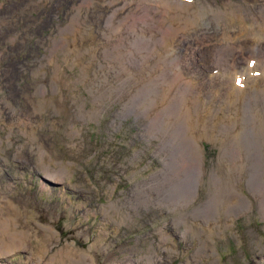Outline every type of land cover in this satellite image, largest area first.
I'll return each mask as SVG.
<instances>
[{
  "label": "rangeland",
  "instance_id": "1",
  "mask_svg": "<svg viewBox=\"0 0 264 264\" xmlns=\"http://www.w3.org/2000/svg\"><path fill=\"white\" fill-rule=\"evenodd\" d=\"M71 1L0 0V189L3 188L4 192L12 195L15 203L25 209L19 219V225L21 229L29 226L32 235L28 248L0 256V264H31L32 260L29 257L33 252L39 256L35 250L37 246H40L39 239L44 237L41 234L45 231L43 226L48 224L61 232V235L56 233L54 238L50 239L52 244L50 254L69 242L76 247L88 249L90 242L100 235L99 225L105 219L98 206L118 198L123 201L125 196H121L123 191L128 192V188L139 185L141 181L149 180L153 173L164 168L162 153L159 150L162 138L155 135L148 136L145 133V127L143 128L148 117L139 115L136 119L137 114L127 112L122 114L123 104L134 92L122 93L119 96L106 93L107 97L104 98L101 93L94 91L93 80H97L98 84L103 81L102 74L99 72L105 71L101 70L100 66L107 63L92 59V46L101 53L113 39H106L103 42L98 37L92 38L90 34L87 36L85 30L91 22L88 20L82 27L70 29L67 34L70 41L68 46L64 44L65 41L59 32L51 35L61 40L64 46L61 45L62 47L59 48L56 45L59 50L56 52L54 61L39 64L38 61L42 56H50L47 49L48 46H52L51 38H48L50 30L60 28L59 31H61L72 25L69 23L62 27L64 22L69 21L68 5ZM19 2L23 4V9L20 11L14 9ZM187 2L189 8L197 9L198 22L205 25L214 26L219 20V16L214 13L226 11L227 22L223 27L234 29L237 35L240 33L241 26L250 28L264 23V20L255 19V17L262 18L263 14L249 6L250 3L256 5L258 0H191ZM49 6L58 8L59 12L55 13ZM156 8L158 13L156 18L159 15L166 16L165 21H169V15L173 14L171 4L166 0L160 1L156 3ZM105 9L109 8L105 7ZM240 11L247 15L245 20L236 17ZM78 16L81 19H87L80 14ZM40 26L42 28H39ZM76 31L79 37L75 47L72 43V35ZM80 35L84 36V39ZM117 35L122 36L123 32ZM186 36L177 44L183 49L178 56V61L185 64L187 68V70L181 68V74L196 78L193 88L201 93L202 100H204L203 92L207 98H212L211 93L215 95V89L222 92V95L215 99L214 107L209 103H203L200 107L212 106L213 111L217 112L224 103L222 102L225 100L224 93L229 90L226 85L228 82L223 83L214 78L207 85L208 82L200 77L204 73L211 72L206 70V67L210 65L201 62L202 67H199L195 59L202 58L205 61L200 54L208 55L215 68L213 75H219L218 65L219 61H222V54L231 52L221 46L211 47L208 43L197 41L192 34ZM150 39L154 38L150 37ZM136 40L137 38L135 42ZM116 45L120 43L116 41ZM134 46L135 44L132 47ZM139 53L144 57L146 49ZM245 53H247L246 50L236 53L239 58L236 61L238 64L248 62L250 58L253 60L256 56ZM259 54L264 55V49ZM143 61L144 59L139 60V66L144 64L143 69L146 63L151 66L150 61L146 63ZM34 64H38V70H35ZM166 67L172 70L170 66ZM108 69L107 73L115 71V69ZM230 72L229 70L228 76L221 73L220 78L224 81L231 80L233 84V76ZM36 83L43 84L41 88L47 92L45 98L55 99L57 103V106L54 103L55 108L49 106L44 109L42 107L47 105L45 104L36 109L34 99L42 98L39 94H35ZM126 86L130 87V85ZM234 87L242 89V92L238 94L240 110L245 109V105H248L247 108L255 106L252 100L248 102L250 98L246 92H258L261 100L257 105L256 114H264V91H257V87H249V85L241 87L237 84ZM55 91L61 92L65 100L62 101L58 94L54 95ZM131 91L134 90L131 88ZM172 93H177L175 87ZM31 95H33L31 98H34L32 102L29 99ZM80 106L86 112L90 110L96 112V109H99V113L95 117L82 120L78 117ZM215 128L218 130L219 126L216 125ZM73 131L79 132L70 135L69 133ZM203 136L205 139L201 141V144L205 152V173L202 177L203 184L199 199L202 195L205 197L207 190L212 188L208 177L212 170L217 171L219 164L223 162L221 161L223 157L221 142L218 146L215 142L221 135L215 136L210 131L209 135ZM38 146L42 149L41 153L37 151ZM41 155L45 158L50 157L52 161L68 168L64 180L58 182H63V186H59L56 181L46 179L43 172V167H46L45 158L41 161ZM54 165H50L49 169L57 170L58 168ZM233 175L238 176V173ZM236 182L239 189L253 200V211L249 213V216H238L235 223L226 229L225 238L215 237L216 241L212 243V248L215 247L213 254L217 258V264L220 262L228 264L233 256L238 257L236 264H264V220L258 212V199L250 193L244 178ZM44 183L48 184L47 188H44ZM116 185L117 188L114 190L113 187ZM71 194L74 196L72 197ZM81 196L85 197L87 203L81 200ZM70 199L74 204L69 202ZM84 203L85 207L92 210V214L86 215L85 209L82 211L78 209L79 205ZM68 207L75 208V211ZM140 212L144 214V217L149 214L150 220L145 227L139 217H136L130 234L126 235L124 232V230L130 231L128 228L121 229L118 234L115 233L117 230L112 229V234L113 237L119 236L117 240L123 244L136 243L141 250L140 255H144L160 240L158 234L160 225L172 221L176 213L154 206L149 209L141 208ZM1 214L2 212L0 216ZM224 222L223 219L222 223ZM88 226H91V229L87 232ZM139 233H148L145 243L137 240ZM165 233L169 235L168 243L172 242L170 246L174 245L179 251L178 257L171 259L170 262L172 264L184 262L186 257L194 252L197 241L193 240L191 245H187L179 239L178 234ZM39 234L41 236L38 238ZM243 239L248 242L247 245L243 244ZM46 242H48L47 239ZM190 247L192 249L189 251ZM103 252L102 246L97 253L94 252L97 256V264H104L109 258ZM161 262V264H169L162 260ZM140 264L148 263L142 261Z\"/></svg>",
  "mask_w": 264,
  "mask_h": 264
},
{
  "label": "bare ground",
  "instance_id": "2",
  "mask_svg": "<svg viewBox=\"0 0 264 264\" xmlns=\"http://www.w3.org/2000/svg\"><path fill=\"white\" fill-rule=\"evenodd\" d=\"M111 2L114 3L115 0ZM177 5L182 9L186 8L185 3L182 1H178ZM14 9L20 11L23 9V4L19 2ZM194 14L189 13L186 15L182 12L178 20L182 25L186 26L190 22L189 18L193 17ZM220 15L227 17L226 12H220ZM78 20L79 18L75 15L72 23ZM173 21H176V19L173 18ZM259 25L264 26V23ZM72 27L73 25H70L60 31L61 37L67 41V43L63 41L67 46L70 42L67 34ZM39 28H42V26ZM211 29H213L212 26H190V30L195 35H209ZM138 30L141 34H136L135 39L137 38V42H135V45L139 51L146 49V54L144 57L140 54L137 58H140V60L144 59L143 62L145 63L150 61L151 66L146 63L143 69L144 64L139 66V61L134 58L132 60L133 56L128 55L121 45H111V48L103 54L105 60L109 61L108 67L110 69L115 68L114 63H117L118 66L121 65L125 69L131 63H134L139 74L137 85H131L127 88L126 82L120 75L119 66L117 68L118 89L101 84L97 86V80H93V88L94 91L101 93L104 98L107 97L106 93L119 96L122 93L134 92L123 104L122 114L127 112L148 117L145 123V133L148 136L155 135L162 138V145L159 150L162 153L164 168L153 173L149 180L141 181L139 185L128 188V192L123 191L121 195H125L123 201L118 198L98 206L105 219L99 225L100 235L93 242H90L88 249L76 247L69 242L59 247L55 253L50 254L52 245L50 239L54 238L56 233L61 235V232L50 224L44 225L45 231L41 233L44 237L39 239L40 246H37L35 250L39 256L33 252L29 257L32 260L31 264H97V256L94 255V252L97 253L101 246L104 251L103 254L109 256L104 264H140L142 261H146L148 264H161V260L172 264L170 260L176 259L179 251L174 245L170 246L172 242L168 243L169 235L165 232L178 234L179 239L187 245H191L193 240L197 241L194 252L188 255L185 261L180 264H217V258L213 254L215 247L214 249L212 248V243L216 241L215 237L225 238L226 229L235 223V219L238 216H249V213L253 211V200L239 189L236 182L241 178L246 180L250 193L258 199V212L264 220V117L258 116L252 108H247L248 105H245V109H239V95L236 88L231 87L224 93L225 100H222L224 103L217 112H214L212 106L214 107L215 99L222 95L221 91L216 90L215 95L211 93V97L214 99L202 100L201 93L193 88L196 83L195 77L185 74L173 77L172 70L167 67H161L156 75L155 69H159V65L162 62L167 64L172 62L171 53L168 51L169 39L163 42L160 39H150V37L144 35L143 33L149 30L151 35L154 36V29L150 25L145 27L142 23H139ZM250 30H253V28L244 29L246 34ZM111 31L112 26H108L105 33L108 39H112ZM218 32V30H214L215 34ZM254 35H256V32ZM165 37L167 38V35ZM186 37V34H184L180 39ZM76 39L75 36L72 37L73 44H76ZM237 39L238 43L233 46H237L242 50L246 48L247 44L252 45L255 42L253 39H248L247 41H241L239 37ZM56 40L57 38L53 37L51 42L55 43ZM123 44H128L125 38H123ZM61 47L59 45V48ZM58 50L57 46L54 47L53 55L42 56L38 61L39 64L54 61ZM159 50L161 51L160 55ZM234 54L224 59L223 63L227 66L224 67L223 63H219L220 70L225 71L237 67L233 57ZM200 56L204 58L206 63L213 65L208 55L200 54ZM195 60H197L198 66L202 67V58ZM258 67L264 69V64L260 62ZM104 69V67H101V70ZM183 69L187 70L185 67ZM246 69L250 72L253 70L248 66H246ZM35 70H38V64L35 65ZM99 73L103 75L102 79L104 82H110V71L108 73ZM200 78L209 82L215 76L204 73ZM181 81L186 83L185 89L182 92L173 94V88L178 86ZM217 81L224 82L222 79ZM41 84H35V94H39L42 98L33 99L36 103V109L41 108L45 104L47 105L42 108L47 109L49 106H54L56 101L53 98L50 100L45 98L47 97V92L41 88L43 85ZM132 87H135L134 91H131ZM104 88L105 90H103ZM56 94L61 96L62 101L65 100L61 92L55 91L54 95ZM31 97L33 95L29 97L32 102L33 99ZM154 97H156V100L153 99ZM253 99L256 101L258 96L253 94ZM96 100L99 99L96 98ZM249 101L251 99H248ZM203 103H209L212 106L200 108ZM55 106H57V103H55ZM60 108L64 109L63 107ZM79 112L78 117L82 120H87L92 118V116H97L99 109H96V112L91 110L86 112L80 106ZM216 125L219 126L218 130L215 128ZM32 128L34 127L32 126ZM210 131L215 136L221 135L215 142H217V146L221 142V150L223 152L221 161L223 162L219 164L218 170H212L208 177L212 188L207 190L205 197L202 195L201 199H199L203 184L202 177L205 173V152L201 141L205 139L203 135H209ZM76 132L78 133L79 131H73L69 134L75 135ZM37 151L41 153V147L38 146ZM43 158L45 156L41 155L40 160L43 161ZM52 164H55L54 167L58 169L50 170L49 166ZM44 165L46 167H43V172L46 179L48 181H56L59 186H63V182H58L64 180V176L68 173V168L61 163L52 161L50 157L44 159ZM237 173L238 176L233 175ZM117 185L113 187L114 190ZM43 186L47 188L48 184L44 183ZM3 190V188L0 189V213L2 212L0 216V256L8 255L15 250L28 248L32 238L29 226L21 229L19 225V219L25 209L18 206L14 201V197ZM10 192L12 191L10 190ZM71 195L72 197L74 196V194ZM81 200L87 203L84 196H81ZM69 202L73 203L71 199ZM152 206L166 208L168 211L175 212L176 216L172 221L160 225L158 231L160 240L152 245L148 252L140 255L141 250L138 249L136 243L132 244V246L128 242L126 244L118 242L119 236L113 237L112 229L114 231L117 230L115 233L118 234L121 229L128 228L130 231L124 230L125 234L128 235L132 232L131 226L135 223L134 219L136 217H139L143 227H145L150 220L149 214L144 217L140 210L141 208L149 209ZM68 208L75 211V208ZM78 209L81 211L85 209L86 215L92 214V210L85 207V203L79 205ZM223 219L225 220L224 223H222ZM90 229L91 226H88L86 231L88 232ZM40 236L39 234L38 238ZM147 236L148 233H139L137 240L145 243ZM46 239L48 242H46ZM117 244L119 246H115ZM243 244L247 245L248 242L243 239ZM191 249L190 247L189 251ZM167 258L168 260H165ZM237 261L238 257L233 256L228 264H236ZM220 264L224 263L220 262Z\"/></svg>",
  "mask_w": 264,
  "mask_h": 264
},
{
  "label": "clouds",
  "instance_id": "3",
  "mask_svg": "<svg viewBox=\"0 0 264 264\" xmlns=\"http://www.w3.org/2000/svg\"><path fill=\"white\" fill-rule=\"evenodd\" d=\"M103 1H106V2H103ZM111 1L112 0H72L68 5L69 21L64 22L62 24V27H64L65 25H68L69 23H71L73 25L72 29H74V28L82 27L83 25H85V23L88 20H90L91 22L87 25L86 30H85L86 35L89 36L90 34L92 38L98 37L103 42H105V40L108 39L105 35V33L107 32V27L112 26V31L110 32V35L112 36V39H113L112 43L104 47L101 53H98L97 48L92 46V49H93V52H91V54H93L91 56L92 59L107 63L106 65H103L105 68L104 73H107L106 70L109 68L108 67L109 61L105 60V57L103 56V54L105 51H108L111 48V45L115 46L116 41L120 43V45L123 47L124 51L128 55L133 56L132 60L133 58L138 61L140 60V58H137V56H140L137 46L136 45L134 47L132 46L136 44L134 40L136 37L135 34L140 33L138 30V24L142 23L145 27H148L150 25L154 29V32H155L154 36H152L150 31L146 30L143 33L144 35L151 37V38L160 39L163 42L169 39L168 51L171 53L172 62L169 64H167L166 62H162L160 65V68L170 66L173 70L172 72L173 77H178L181 74V68L185 67V64L178 61V56L180 52L183 51V49L177 45L182 40L180 39V37L184 34L186 35L192 34L193 37L197 41L201 40L203 41V43L210 44L211 47L213 46L224 47L226 50H228L232 54L235 53L233 55L235 61L239 59L236 53L239 54V53H242L243 51L237 46H233L234 44L238 43L237 37H239V40L241 41L242 40L247 41L248 39L255 40V42L252 45L247 44L246 48L244 49L247 51V53H245L246 55L254 54L256 55L255 58L253 60H251L250 58L248 62L244 61L246 65H244V63L238 64L236 62L237 67L235 69H229L231 71L230 72L231 75H233V84H231L230 80H227L224 82L225 83L228 82L226 85L229 88L231 87L236 88V91L238 94L242 92V89L240 87H234V85H237V84L241 87L246 86V85H249V87H257V91H264V69H261L258 67V63L261 62L264 64V55L259 54L264 49V26H260V25L254 26L252 27L253 30H250L248 34H246L244 31L246 27L241 26L240 33L239 35H237L234 29L223 27L224 23L227 21V17L220 15V12H226V11H216L214 14L219 16V20L216 22L214 26H212L213 29L210 30V34L209 35H203V34L195 35L190 30V26L196 27L199 25L200 26L202 25L211 26V25H205V24L198 22L197 9L188 7L189 3L187 1H191V0H187V1L186 0H166L168 3L171 4V8L173 10V14L169 15L170 17L169 21H165L166 16L161 17L159 15V17L156 18V15H158L156 3L160 1H164V0H115L114 3H112ZM178 1L184 2L186 5V8L185 9L180 8L177 5ZM249 6H251L252 9L258 10L263 14L262 18L255 17V19L263 21L264 20V0H258V3L256 5L250 3ZM105 7H108L109 9L107 10L105 9ZM49 8L55 13L59 12V9L56 7L53 8L49 6ZM182 12L185 13L186 15H188L189 13H195L193 17L189 18L190 22L186 26L182 25L178 20L179 15ZM79 14L87 17V19L85 18L81 19L78 16ZM75 15L79 18V20L76 21L75 23H72V19ZM236 17H239L240 19L245 20L247 18V15L244 12L240 11L237 13ZM173 18L176 19V21H173ZM59 29L50 30V32L48 33V38H51V41L53 39L51 35L58 34V32L60 33ZM130 29H132V31ZM159 29L160 31L158 32ZM215 29L219 31L217 34L214 33ZM121 32H123L122 36L117 35L118 33H121ZM255 32H256V35H254ZM251 34L252 36H255V37L250 38L252 37ZM165 35H167V38L165 37ZM74 36L77 38L76 40H78L79 34L77 33V31L72 35V37ZM80 36L82 37V39H84V36L82 35ZM123 38L126 39L128 43L127 45L123 44ZM112 39H108V40H112ZM64 41L67 43L66 40ZM51 43H52V46L47 47V49L49 50L50 56L53 55V49L54 47H56V45L64 46L65 44V43L63 44L62 41L59 39H57L55 43L53 42ZM74 45L76 47V44ZM231 53H223L222 61H219V63H223L224 59L227 56H232ZM202 62L205 63V61L203 60ZM103 66H100V67H103ZM114 66H115L114 68L115 71H111L110 82L107 83V82L101 81L100 83L101 85H106L107 87L113 86L114 88H119V78L117 74V68L119 66L121 70L120 75L123 77L124 81L126 82V85L128 86L137 85L139 77L137 74V67L134 65V63H131L127 69L123 68L121 65L118 66L117 63H114ZM223 66L225 67L227 65L223 63ZM246 66H248L249 68L253 70L250 72L249 70L246 69ZM160 68L155 69L156 75L159 72ZM206 70L211 71V72H208L207 75L215 74L214 65L207 66ZM229 70L224 71V70H220L219 68L220 74L213 75V76H215V78L217 79L221 77V73L222 75L228 76L227 73L229 72ZM212 80L213 79H211L207 83V85L210 84ZM222 82L221 84L226 86L225 84H223L224 82L223 83ZM185 87H186V83L181 81L180 84L175 87L176 92L177 93L182 92L185 89ZM134 89L135 87H132V90ZM215 90H219V89H215ZM246 94L253 102H255V106L251 108L256 113L257 105L259 101L261 100L260 93L246 92ZM253 94L258 96V99L256 101L253 99ZM202 95H203L204 100L208 99L205 96L204 92L202 93ZM138 116L139 115H136L135 118L137 119ZM258 116L264 117V114H261ZM144 127H145V124L143 128Z\"/></svg>",
  "mask_w": 264,
  "mask_h": 264
},
{
  "label": "snow or ice",
  "instance_id": "4",
  "mask_svg": "<svg viewBox=\"0 0 264 264\" xmlns=\"http://www.w3.org/2000/svg\"><path fill=\"white\" fill-rule=\"evenodd\" d=\"M238 83H239V81H238Z\"/></svg>",
  "mask_w": 264,
  "mask_h": 264
}]
</instances>
